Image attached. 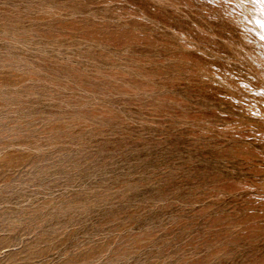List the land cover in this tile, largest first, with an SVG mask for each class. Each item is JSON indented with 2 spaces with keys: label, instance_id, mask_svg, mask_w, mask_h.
<instances>
[{
  "label": "rangeland",
  "instance_id": "374dc122",
  "mask_svg": "<svg viewBox=\"0 0 264 264\" xmlns=\"http://www.w3.org/2000/svg\"><path fill=\"white\" fill-rule=\"evenodd\" d=\"M0 264H264V0H0Z\"/></svg>",
  "mask_w": 264,
  "mask_h": 264
}]
</instances>
